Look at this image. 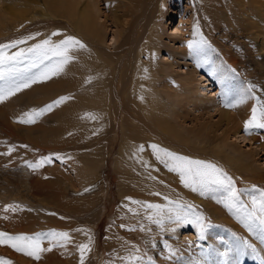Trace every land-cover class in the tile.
Listing matches in <instances>:
<instances>
[{
  "label": "rangeland",
  "instance_id": "1",
  "mask_svg": "<svg viewBox=\"0 0 264 264\" xmlns=\"http://www.w3.org/2000/svg\"><path fill=\"white\" fill-rule=\"evenodd\" d=\"M77 2L75 17L86 2L90 3L91 9L98 17L100 23L98 24L102 26L103 42L95 41L98 47L93 48L88 43L83 44V48L78 45L71 47L72 51L69 49L68 55L72 59L63 66L62 71L50 76V80L37 79L35 82H29L28 87L20 88V93L14 91V94L0 101V232L13 236L44 234L40 238V247L50 249L40 252V258L35 259L16 251L8 244H0V264L5 262L7 264H126L123 263L124 259L128 264L264 263V255L259 254L260 248L257 243L246 242V246L242 244V239L252 241L251 236L258 233L259 221L249 220L239 209V205H234L232 211H229L224 203L228 194L222 188L212 186L203 190L204 194H201V190L193 191L184 183L180 184L181 189L163 187L155 183L151 189L154 196L147 198L146 194L144 195V192L136 187L137 184L143 185L144 179L130 170L137 166L134 164L131 166L122 157L123 154H119L120 159L117 156L119 143L125 137L129 141H136L141 134V136L148 135L142 126L146 116L143 113L131 112L129 108L131 103H128L127 110L117 111L114 98L108 99L107 109H100L106 103L103 91L105 82L111 77L117 78L121 69L123 80L127 78L129 71L137 62V56L140 55L142 62L146 61L147 56L141 52V49L144 50L143 46L146 47L147 44L154 46V42L145 43V41L152 21L156 19L159 23L156 29L160 26L158 32L162 40L156 59L163 67L171 66L170 62L175 66L178 65L169 73L158 76L156 84L159 93L166 101L167 116L170 121L176 120L171 121L173 127L174 125L180 127V130L175 128L174 131L182 136H188L184 137L187 138L185 142H178L183 144V149L177 150L159 141L156 144L162 149L190 160L216 165L232 178L233 186L239 190L241 203L250 210L252 198L256 197L259 200L261 192H264V148L259 144L264 142V128L250 127L249 131L245 132L244 122L242 128L239 127L235 134L230 132L225 136L220 133L224 125L219 123L218 125L221 126L219 128L211 125L217 121L220 108L227 109L228 105L230 109L232 108L229 101L223 100L224 102L220 103L223 93L219 91L218 86L215 87L214 84L211 93H215L213 97L218 99L219 108L193 111L191 105L186 102L185 110L177 107L180 106L178 105L180 103H177L179 97L170 96L169 91L162 84L167 78L176 89H180L178 82L180 76L185 70L190 69V64H184L188 61L180 59V55L175 54L174 50L167 52L169 29L173 30L178 24L179 30L176 36L181 34L182 41L193 37L194 26L199 36L204 35V28L201 26L203 4L208 6V18L205 19L209 23L206 27L209 28L210 25H222L221 23L227 21L226 17L230 18L229 8L232 0H78ZM52 3L53 0H0V44H8L15 40L24 41L6 49L8 54L31 47L44 39L57 43L71 36L68 34L70 26L78 33L76 23L68 20L67 13L64 12L63 6H67V2L61 1L60 5ZM54 6H57L56 9ZM47 11L50 15H46ZM235 27L237 33L246 29L242 24H236ZM54 32L57 34L52 35ZM243 35L244 40L254 47V39L247 37L246 33ZM184 41L181 43L179 40L175 45L184 48L186 47ZM205 43L210 46V39H205ZM213 47L217 52L219 46L213 45ZM241 51L246 54L235 58L240 68L246 67V74L249 73L256 78L264 77V59L261 53L254 50L255 57L252 54L250 59L245 48L235 50L237 54H241ZM164 56L167 58L162 59ZM26 63L27 60L17 65L18 71L11 74L8 66H4L2 69L4 79H0V89L12 87L24 75L36 71L31 69L29 73H25L23 70ZM209 63L210 60L207 61V64ZM66 67L70 68L67 72ZM198 72L207 77L214 74L210 67L198 69ZM91 79L93 85L88 83ZM246 79L247 81L243 83L247 84V91L240 92L239 96L244 97L254 93L256 95L254 98L257 100L255 106L259 113L264 108V98H262L264 92L259 94L255 89L254 81L250 82L248 77ZM81 80L87 81L86 85L90 87L88 93L89 87L83 90L78 86ZM59 97H68V99L35 117L34 123L20 122L21 119L29 118L25 116L26 113H30L33 109H41ZM174 107L180 109L182 115L185 113L184 120L180 118V122H177L179 120L173 117L177 110ZM247 119L249 120L250 116ZM199 126L201 129L198 128ZM208 129H212V132L208 133L209 138L200 136L201 132L198 130L208 131ZM221 136L222 138H219ZM216 142L220 143L218 147H215ZM141 146L142 149L152 150L148 145ZM44 157L49 158L48 162L42 160ZM37 162H40L39 167H30ZM102 162L104 167L101 166ZM159 162L165 165L161 160ZM170 172L172 174L166 176L168 185L172 183L171 178L180 180L178 172L172 170ZM18 176H21L24 182L20 181L16 184ZM157 177L161 180V176ZM85 184L92 193L88 198L82 199L78 194L82 188H86ZM129 188L138 195L130 194ZM86 193L88 194V191ZM208 202H214L216 207L213 208ZM149 204L161 206L162 211L148 208ZM163 205H166L167 209H163ZM121 209H126L124 211L129 217L122 216ZM169 209L173 211L169 212ZM176 210L184 219L174 222V218L168 217H175ZM158 219L162 221L159 224L155 222ZM17 222L24 227L16 228ZM179 226L180 230L177 233L176 228ZM121 228L124 230L123 233H118ZM51 230L67 232V240L53 239L47 235ZM210 233H218L216 239L219 238L222 243L217 242L214 246L216 249L220 246L224 259H219V252L216 250L213 253L208 251L213 263L205 262L202 258L206 256L204 254L200 256L198 251H195L190 258H186L182 250L179 254V248H183V245L187 247L194 245L197 248L204 246L208 239H213L215 242ZM226 234L231 235L225 238ZM177 238L182 239L177 241ZM228 238H231L235 245L234 249L233 245H230L229 252ZM81 244L88 246L83 260L78 247ZM6 245L9 249H13L12 253L4 249ZM172 256L176 258L173 259ZM245 257H250V261H245Z\"/></svg>",
  "mask_w": 264,
  "mask_h": 264
},
{
  "label": "bare ground",
  "instance_id": "2",
  "mask_svg": "<svg viewBox=\"0 0 264 264\" xmlns=\"http://www.w3.org/2000/svg\"><path fill=\"white\" fill-rule=\"evenodd\" d=\"M61 1H64V0H61ZM61 1L60 0H55V1L53 0V3L54 4L58 3V5H60ZM65 1L67 2V6H63L64 12L67 13L68 20H70L71 22L73 21V23H76L75 27H77V29H78L77 30L78 33H77V32H75L74 29L70 28L71 27L70 26L68 34H70L71 36L78 39L82 44L88 43L92 48L95 46L98 47V44H96L95 41L98 43L102 41V39H103L102 38V36H103L102 30L103 29H102V26L99 25L100 23L98 22V17L96 15L95 11L91 9V6L89 5L90 3L86 2L85 5L82 7V9L78 12L77 16L75 17V14H74L75 13L74 12L75 7H76L75 5H76V3H78L77 2L78 0H65ZM202 1H204V0H202ZM56 7L54 9H56ZM203 7H204V9H202L203 16L201 18V26H203V28H204V35L202 34L201 36H199V34L197 33V29L194 26L192 29V36L193 37L189 38L190 40H186V41L183 40L184 44L186 42V47L182 48V47L175 45L176 43H178L179 40L181 43H183L182 39H180L181 38L180 32H179L180 36H178V37L176 36V34L178 33V30H179V25L178 24L175 25L173 27V30H171V31L169 29V32H168L169 37L167 39V45H166V46H168L166 48L167 52H173V50H174L175 54L178 53V55H180V59L188 61L187 63L184 62V64H188V65L190 64V66H189L190 69L188 68L189 70H185V72L181 74V76H180L181 79H179V81H178V82H180V86H181L180 89H176L173 86V84L169 81V79H167V78L165 79V81L162 82V84L165 85V88L167 91H169L170 96L179 97V101H177V103L179 102L180 104H178V105H180V106H177V107H179V108L182 107L185 110L186 107L184 106L185 105L184 103L186 102V103H189L188 105H191V109L193 111H202V110L204 111V110H206V108H211V109L219 108L218 107V103H219L218 99L213 97L215 95V93H213V94L211 93V91L214 89V87H212V86L214 84H215V87L218 86L219 91H221L223 93V94H221L223 97L222 98L220 97V99H221L220 103L223 100L231 102V106H232L231 109L233 111L229 108L230 107L229 105L226 107L227 109H224L223 107L220 108V110L218 112L219 116H218L217 121L215 123H212L211 125H213L215 128H217V127L219 128L221 126H219L218 124L221 123V125H224V126L221 129L220 133L224 134L225 136H228L230 134V132H233V134H235L239 130V127L242 128L243 123L245 121H248L247 118L249 116L251 117L252 108L257 103V100H255V98H254L256 96L254 93H252L251 95L248 94V96L244 95V97L239 96L240 92L247 91V88H248L247 84L244 85V83H243V82L247 81L246 77H248L250 82L254 81V83L256 84L255 89L257 90V92L259 94L262 91L264 92V77L256 78V77L250 75L249 73L246 74V71H247L246 67L242 66V68H240V64L235 59L239 55H240V57H242L246 54L244 51H241V54H237L235 52V50H238L241 48L246 49L248 58H250V59L252 57V54L255 57V54L253 53L254 50H258L259 53H261L262 58L264 59V0H232L231 6L229 8L230 18L226 17L227 21H224V23H221L222 25H217V26H211L210 25L209 28L206 27L207 24H209V23L205 19V18H208V12H207L208 6L203 4ZM46 15H50L49 11L46 12ZM225 23L228 24V26H226ZM158 24L159 23H157L156 19L154 20V22L152 21V25L150 26V28L148 30V33L146 36L147 38L145 41V43H147V42L149 43V41L154 42V46H153V44L151 46L149 44H147L146 47L143 46L144 50L141 49V52L145 53L147 56L146 61L142 62L139 58L140 55L137 56L138 57L137 62L135 63L134 68H132L129 71V75L127 78H125L123 80V78H122L123 72L121 69V73L119 74V76L117 78H115L113 76V78H115V79H112V77H111L108 82H105L104 87H103V91H104V94L106 96V103H104V106H102L103 108L100 107V109H102V110L107 109V107H109L107 105L109 100L114 98L115 109L117 111L127 110L128 109V103H131V106L129 107L131 112L134 111V112H138V113H143L146 116V118H144L145 121L143 122L142 126L148 132V135L141 136L142 135L141 134L140 135L141 137L137 136L138 138L136 139V141L135 140L129 141L125 137L119 143L117 156L120 159L119 154H123L122 157L125 160H127L128 163L131 164V166L133 164L137 166V168L135 167V168L130 169V170L134 171L136 173L135 175H138L139 177H141V179H144L142 182L144 184L143 185L137 184L136 187L139 188L140 190H142L144 192V195L146 194L145 196H147V198L154 196L153 192H151V189L155 185V183H157L163 187L169 186L172 189H176V187L181 189L180 184H182V182H181V179L179 180L176 178H171L172 183H170V185H168L166 183V176L172 174V172H170V170H169V167H166L164 164L159 162L160 160L157 159V154L155 153V151H153V149L152 150H148V149L145 150V149L141 148V145H143V144H145L146 146L147 145L151 146L153 144L157 145L156 143H157V141H159L162 144L164 143L166 145L174 147V149L179 150L180 148L183 149L184 146H183V144H180L178 142H185V140L187 138L185 139L184 137H188V136H182L181 134H178L176 131H174V129L175 128L177 129L178 127H176L175 125L173 127L172 122H174L176 120H173V121L171 120L172 121L171 122L169 117L167 116V108L165 106L166 101L163 99L162 95L159 93V88L157 87V84H156L158 76H160L161 74H167V73H169V71L171 69L173 70L174 68H176L178 66V65L175 66L174 64H172L170 62L169 64L171 66L163 67L161 62L157 61V59H156L157 58L156 53L160 48L159 44L162 43V40L159 37L160 33L158 32V29H160V26L158 29H156ZM236 24L245 25L246 29H243V30H241L240 33H237L235 31V30H237L235 27ZM72 27H74V26H72ZM104 28H105V26H104ZM243 33H246L247 37L254 39V45H255L254 47L251 46L248 41L244 40L245 36L243 35ZM189 34H191V32ZM188 37H190V36H188ZM207 38L210 39V42H211L210 46L205 43V39H207ZM189 41H192V47L191 48L189 47ZM213 45L215 47L219 46V49L217 52L215 51ZM71 49H70V51H72ZM73 50H76V49H73ZM226 56L232 57V59H227ZM166 58H167V56L162 57V59H166ZM208 60H210L211 63L207 64ZM120 61H122V60H120ZM129 61H130V59H129ZM85 64L87 65L88 63H85ZM96 65H98V64H96ZM89 67H90V65H89ZM206 67H210V69L214 73L213 76L207 77V76L199 74L198 69L200 70V69L206 68ZM69 69L70 68L66 67V72L69 71ZM77 72H79V71H77ZM257 75L259 76L260 74H257ZM203 80H204V82H203ZM86 82H87L86 80L85 81L81 80L80 83L78 84V86H81L84 90V89L89 87L88 85H86L87 84ZM92 82H93V80L91 79L88 83L91 84ZM40 85L44 86V84H41V83H40ZM92 85H93V83H92ZM43 86H41V87H43ZM45 86H47V85H45ZM35 88H36V86H35ZM89 90H90V87L87 89V93L89 92ZM208 92H209V94H208ZM19 93H20V91H19ZM262 98H264V97H262ZM238 101H242V102H238ZM208 106H210V107H208ZM177 107H174L177 110H176L174 116L173 115L172 116L174 118L176 117L178 120L180 118L181 119L183 118L182 120H184L185 119L184 118L185 113H183V115H182V113L180 112V109H178ZM257 115L259 117L258 111H257ZM177 122H180V120ZM115 123H116V121H115ZM205 126H208V124H205ZM198 128L201 129L200 126ZM198 132L202 133V135L200 133V136L205 137V136L209 135L208 133L212 132V129H210V130L208 129V131L198 130ZM196 133H197V131H196ZM174 134H176V135L174 136ZM252 135L254 137L256 136L255 134H252ZM174 137H175V139L173 140ZM14 138H16V135H14ZM208 138H209V136H208ZM215 138H217V137H215ZM219 138H222V136ZM216 140H218V139H216ZM259 144H260L261 148H264V142L263 143L259 142ZM219 145H220V143H217V142L215 143V147H218ZM163 159H165V158H163ZM231 159H233V158H231ZM168 162L171 163L170 161H168ZM101 166L104 167L103 162H102ZM157 176H161V180ZM18 178H19L18 182L15 181L16 184L19 183L20 181L24 182V180L21 176H18ZM46 182H49V181H46ZM24 185H26V184H24ZM43 186H44V184H43ZM84 186H86V188H84V189L82 188V191L79 192V194H78L79 197L82 199L88 198L89 195H91V193H92L89 191V187L86 184ZM46 187H47V185H46ZM130 188H129L130 194L138 195L135 191L131 190ZM87 191H88V194L86 193ZM100 191H102V190H99V192ZM199 197H201V196H199ZM208 203L213 208L216 207V204L214 202H208ZM58 205H59V203H58ZM60 206H58V207H60ZM10 207L12 208L13 206H10ZM162 208L167 209V206L163 205ZM124 210H126V209H121L120 213H122V216L129 217L128 215H126V212ZM166 214L167 213H165V215ZM220 217H221V215H220ZM216 218L220 219L218 217H216ZM124 219H127V218H124ZM173 221L175 222L177 220H173ZM170 222H172V221H170ZM16 224H17L16 228L24 227L23 225L19 224L18 222ZM179 228H180V226L176 228L177 233L180 230ZM183 229H184V227H183ZM169 230L173 232V230H171L170 228H169ZM174 230H175V228H174ZM257 230H258V233L251 236L252 241H250L249 239H242V244L245 245L246 242L257 243L259 248H260V251L262 252L261 253L259 251V254L261 256H263L264 255V231H263L264 228H262L260 226V230H259V228H257ZM122 231H124V230L121 228L117 232L119 233ZM244 232L246 233L245 230H244ZM78 234L81 235L80 232H78ZM130 234H131V232H130ZM217 234L210 233V236H212L214 238L215 242H213V239H208L204 246H198L197 248H195L194 245L190 246V247H187V245L186 246L183 245V248H179V254H181L182 251H184L185 253L183 255L187 256L186 258H190L194 254L195 251H198L200 256L203 254L206 256L205 258H202L205 262L209 261V262L213 263V259L210 258V254L208 251L213 253V251L216 250L219 252L218 253L219 259L220 260L224 259L222 256V253L220 252V246L217 249H216V246H214L215 244H217V242L219 244L222 243V241H220L219 238L216 239ZM230 235L226 234V235H224V237L226 238V237H229ZM181 237H182V235H181ZM181 239L182 238H177V241H180ZM228 240L230 242V244H228V246H227L229 248V250L227 248V250L229 252L230 251V245L231 244L233 245V249H234L235 245H234V242L231 238H228ZM192 247H194V248H192ZM4 249L10 253L13 252L12 251L13 249L12 248L9 249L8 245L4 246ZM164 254H166V253H164ZM172 257H173V259L176 258L174 256H172ZM170 260H172V259H170ZM172 261H174V260H172ZM245 261H250V257H245ZM123 263L128 264L127 260H125V259H124ZM217 263L218 262H215V264H217ZM171 264H173V262ZM245 264H249V263L247 262ZM260 264H264V263H260Z\"/></svg>",
  "mask_w": 264,
  "mask_h": 264
},
{
  "label": "snow or ice",
  "instance_id": "3",
  "mask_svg": "<svg viewBox=\"0 0 264 264\" xmlns=\"http://www.w3.org/2000/svg\"><path fill=\"white\" fill-rule=\"evenodd\" d=\"M57 33H52L56 35ZM31 38V37H29ZM24 43L23 40H15L8 44H0V79H4L3 67L8 66L10 74L18 71L17 65L27 60L24 68L25 73H29V70L35 69L34 73L24 75L23 78L15 83L10 88L0 89V101L4 100L6 96L14 94V91H20L21 87H28L29 82H35L37 79H49L50 76L58 74L63 70V66L72 59L68 55L69 49L78 45L83 48L84 45L75 37L67 36L63 40L57 43H52L50 39H44L37 44H33L26 49H19L18 51L8 54L5 50L15 47L18 44ZM189 47H192V41H189ZM68 97H59L51 104L45 105L41 109H33L30 113H26L28 119H21V123H34L35 117L42 115L45 111H50L51 108L59 103L63 102ZM242 102V101H238ZM94 118V117H93ZM250 127L264 128V108L257 115V108H252V115L248 121H245L244 130L248 132ZM142 147V146H141ZM157 154V159L165 163L166 167L170 170L178 172L181 182L186 187H191L193 191L209 189L212 186L222 188L227 192V197L224 201L225 207L232 211L234 205H239V209L242 210L249 220L259 221V224L264 228V192H261L259 200L256 197L252 198V207L249 210L239 199V190L233 186L232 178L229 177L223 170L219 169L216 165L207 163L204 161L190 160L187 157L179 156L176 153L170 152L166 149L160 148L158 145H151ZM11 151V149H9ZM167 158V159H163ZM44 162H48L49 158H42ZM172 161L173 163H169ZM40 166V162L31 164L30 167L36 168ZM148 208L161 209L159 205H147ZM15 210V209H13ZM173 211L169 209V212ZM159 214V213H158ZM169 219H175L181 221L184 217L177 211L175 217L169 216ZM156 223H161V220H156ZM44 234L36 233L34 235H9L4 232H0V244H8L10 247L18 252L39 259V253L50 249H43L40 247V238ZM47 235L57 240H67V232H56L51 230ZM81 251V260H83L84 252L87 250V245L81 244L78 246ZM135 259V257H130ZM7 264V262H5Z\"/></svg>",
  "mask_w": 264,
  "mask_h": 264
}]
</instances>
